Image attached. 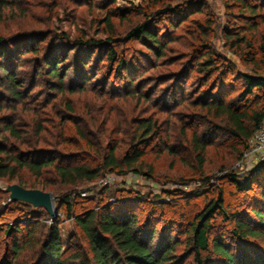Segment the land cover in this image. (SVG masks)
Returning a JSON list of instances; mask_svg holds the SVG:
<instances>
[{"label": "rangeland", "instance_id": "1", "mask_svg": "<svg viewBox=\"0 0 264 264\" xmlns=\"http://www.w3.org/2000/svg\"><path fill=\"white\" fill-rule=\"evenodd\" d=\"M116 8L127 10L111 14ZM171 21L175 25L171 26ZM143 24L164 42L162 56L128 37ZM0 38L9 44L7 63L22 81L25 94V102L3 101L6 106L0 108V131L13 123L26 140L21 148L93 152L84 145L63 147L59 132L64 118L70 128L68 140L82 130L102 138L108 148L118 146L121 157L142 119L159 121V136L139 165L142 173H110L113 180L109 185L100 180L83 184L80 196L94 199H73L75 214L82 205L96 206L98 200L116 204L119 191L124 190L125 200H130L124 206L130 207L147 228H155L153 246L157 253L170 249L171 257L165 264H197L190 223L222 189L226 214L217 213L212 219L211 247L218 238L235 254L238 264H264V235L243 241L233 233L236 220L264 230L253 213L257 208L264 211V170L260 169L264 153L245 157L246 144L231 137L226 120L203 108L207 87L214 85L217 90L208 94H219L225 103L243 106L239 100L245 86L243 74L264 76L259 52L264 40V0H0ZM79 39L102 43L85 49L75 44ZM109 41L130 60L128 70L118 73L117 63L111 64L106 57ZM38 45L37 53L25 51ZM21 46L25 47L17 51ZM55 48L66 73L62 92L54 89L56 78L37 74L45 67V55ZM208 59L214 68L211 72L206 69L209 65H203ZM72 86L74 92L70 91ZM250 97L254 109L260 111L264 90L255 89ZM39 126L44 131L37 134ZM195 130L209 144L202 170L185 137ZM2 134L9 135L6 130ZM150 167L152 178L145 175ZM231 174L241 184L254 181L253 189L241 190ZM48 175L46 178L52 179ZM5 183L17 182L0 177V261L11 256L17 239L25 247L16 264L38 262L48 228L57 218L64 248L73 245L75 251L86 246L74 217L67 218L62 205L66 194L72 193L74 198L73 187L57 185L47 190L53 195L57 213L52 219L43 208L11 203ZM83 191L88 192L86 196ZM9 227L21 231L9 234L5 231ZM202 254L203 264H232L215 251Z\"/></svg>", "mask_w": 264, "mask_h": 264}, {"label": "trees", "instance_id": "2", "mask_svg": "<svg viewBox=\"0 0 264 264\" xmlns=\"http://www.w3.org/2000/svg\"><path fill=\"white\" fill-rule=\"evenodd\" d=\"M126 10L116 8L110 10V12L111 14H118L124 13ZM107 21L111 26L110 17L107 18ZM170 25L173 26L175 23L171 21ZM128 37L138 39L160 56H162L161 54H163L166 48L159 34L147 24L134 28L128 34ZM101 43L102 41L84 39H79L75 42L76 45H81L85 49L100 45ZM110 43L111 41H109L106 57L111 64L117 63L118 73L128 70L130 60L120 49ZM23 47L25 46L17 47L16 50H21ZM249 47H253V45L249 44ZM29 49L25 51L27 53L29 51L37 53L40 51V46L38 45ZM9 50V44H6L0 38V70L3 73L0 76L1 109L6 106L3 101L7 98L15 102H25V94L21 91V87L23 86L22 81L19 80L15 70L7 63ZM259 52L261 53L263 61L262 69L264 71V40L260 44ZM44 59L45 67L43 71L37 70V74L43 73L47 78H56L57 81L54 83L56 85L54 89L61 92L65 91L66 73L63 72L58 49L50 50V54L45 55ZM204 64L209 65L206 66L209 72L214 69L210 59L204 61ZM81 78L83 79V77ZM242 78L245 86L239 95V100L244 103L243 106H238L235 103L227 104L222 100L221 96L218 98L219 94H213L212 96L211 93L208 94L209 91L215 88L217 90L218 87L214 85L207 87L208 92L205 93L206 102H204L203 108L216 118H224L228 123L227 130L231 137L240 144H246L245 147L248 148L250 139L261 126L264 119V100L260 111H258L252 106L253 102L250 96L255 89L264 90V76L243 74ZM70 91L74 92L75 88L73 86L70 87ZM61 121L59 137L60 141L64 144L63 147L67 145L81 148L84 145L86 148L92 149L93 152L85 154V152H73L72 150L63 148V150H55L53 152H47L44 149H23L20 145L26 144V140L13 123L5 124L2 129V131L6 130L9 133L8 136L3 134L1 136L2 131H0L1 178L15 180L17 184L25 188H37L45 191L55 189L57 185L74 188V198L72 193L66 194L63 197L62 205L66 207V217H74L75 224L80 228L86 246H79L75 251L72 249L73 245L69 248H64L59 228L60 221L57 218L48 228V233L42 243L43 252L41 258L35 264L167 263L171 257L170 249L165 250L163 253H157L153 246V241L156 238L155 228H147L146 224L138 218L130 207L124 206L130 201L125 200L127 195H125L126 192L124 190L119 191L120 193L116 198L117 205L113 204V202L103 204V200H98L96 206L93 207L82 205V208L76 214L74 210L76 200H73L80 198L81 200L84 199L82 200L83 202L92 201L94 198H82L79 194V188L83 184L97 182L108 173L118 175H125L127 171L142 173L139 165L147 154L149 145L159 136V121L153 118L142 119L135 129L136 131L127 150L124 151L121 157L117 154L118 146L112 145L108 148L102 138H96V135L86 134L82 130H80L76 138L68 140V135L66 134L70 128L66 125V119L63 118ZM36 130H39L37 134H40L44 131V127L39 126ZM185 137L188 139L189 144H191L199 167L202 170L206 163V153L209 144L200 136L198 130L193 131L190 136L186 135ZM37 143H40V140ZM262 168L264 170V165L260 169ZM47 175L48 178L52 179H47ZM50 175L52 176L50 177ZM145 175L152 178L154 176L153 168L150 167ZM230 177L241 190L248 191L253 189L254 181L250 180L241 184L237 181L235 174H231ZM53 179H55L57 184H54L55 181ZM46 180H49V182ZM136 197L141 199L139 195ZM128 199L133 200L132 197ZM262 199L264 200V195ZM14 202L30 205L21 201ZM225 203L224 194L221 189L218 196L211 199L196 215L197 221L195 220L190 223L193 228L191 243L192 247L195 248L194 258L197 264L204 263L202 253L205 251H215V253L224 257L230 263L238 264L235 254L220 239L214 238L212 242L213 248L211 247L210 232L213 226L212 219L217 213L220 215L226 214ZM115 205L117 208L114 207ZM253 213L259 219V225L264 226V211L257 208ZM34 230L35 227L31 228V230L28 229V235H31ZM5 231L10 234L12 232H20L21 230L18 227H9ZM233 233L237 238L244 241L248 237L257 238L263 236L264 230L255 228L248 221L236 220ZM24 245L15 239L10 256L12 258L4 259L0 261V264H16L15 260L18 258L23 247H25ZM211 248L212 250H210Z\"/></svg>", "mask_w": 264, "mask_h": 264}, {"label": "water", "instance_id": "3", "mask_svg": "<svg viewBox=\"0 0 264 264\" xmlns=\"http://www.w3.org/2000/svg\"><path fill=\"white\" fill-rule=\"evenodd\" d=\"M4 191L9 193V201H21L30 204L34 209L43 208L53 219L57 213L53 195L49 191L37 188H25L17 183H5Z\"/></svg>", "mask_w": 264, "mask_h": 264}, {"label": "built area", "instance_id": "4", "mask_svg": "<svg viewBox=\"0 0 264 264\" xmlns=\"http://www.w3.org/2000/svg\"><path fill=\"white\" fill-rule=\"evenodd\" d=\"M264 153V119L261 123V126L258 128V130L254 133L252 138L249 141L248 149L246 153L244 154L245 157H257ZM113 180V175L108 173L103 178L100 179L101 184L109 185L111 181ZM87 191H83L81 194L83 196L87 195Z\"/></svg>", "mask_w": 264, "mask_h": 264}]
</instances>
